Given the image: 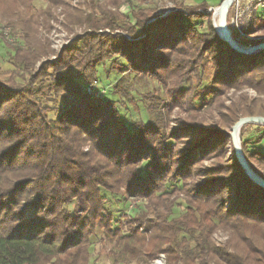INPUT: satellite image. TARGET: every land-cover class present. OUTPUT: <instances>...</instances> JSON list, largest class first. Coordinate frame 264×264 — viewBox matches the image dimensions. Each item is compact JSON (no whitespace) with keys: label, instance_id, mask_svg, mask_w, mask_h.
I'll list each match as a JSON object with an SVG mask.
<instances>
[{"label":"trees","instance_id":"obj_1","mask_svg":"<svg viewBox=\"0 0 264 264\" xmlns=\"http://www.w3.org/2000/svg\"><path fill=\"white\" fill-rule=\"evenodd\" d=\"M152 1L88 0V10L71 20L86 29L36 68L42 55L33 40L36 19L26 13L30 6L16 16L22 0H0L15 42L0 38L24 82L11 85L0 72V264H89L99 233L118 248L114 264L121 257L151 264L160 253L168 264H254L218 245L213 233L228 229L259 254L253 241L264 240V187L240 164L229 132L183 118L180 127L168 126L176 107L196 112L200 101L217 100L225 90L251 87L263 94L264 49L246 54L231 47L210 13L197 11L209 8L206 3L173 0L184 10L161 16ZM258 19L248 31L264 30V18ZM206 63L213 79L204 85ZM100 68L107 79L118 76L107 97L97 98L84 87L101 80ZM147 79L160 90L136 97V82ZM245 100L244 116H264V104ZM256 128L250 141L241 132V148L264 178V152L249 150L264 138V126ZM228 146V163L204 164ZM171 182L182 188L169 191ZM106 194L143 199L146 209L126 215L124 231ZM181 197L186 209L174 217Z\"/></svg>","mask_w":264,"mask_h":264},{"label":"rangeland","instance_id":"obj_2","mask_svg":"<svg viewBox=\"0 0 264 264\" xmlns=\"http://www.w3.org/2000/svg\"><path fill=\"white\" fill-rule=\"evenodd\" d=\"M29 5H25V1L22 0L23 5L18 7L16 11V16H21L24 9H27V6H30V9L26 11V13L30 14L31 17H34L35 26L37 27V34L35 33L34 41L36 43L37 50L41 51L42 55L39 61L36 63L35 67H39L45 61H52L57 56L60 55L63 47L68 44L73 36L77 33L83 32L86 27L81 24L71 23V20L76 13L83 12L85 13L89 6L88 0H26ZM102 1V0H100ZM187 3V0H181ZM264 2V0H263ZM56 3V4H54ZM156 8V14L164 16L170 13L171 11L176 10H184V8H179L178 3L173 0H154L151 2ZM188 4V3H187ZM258 0H255L254 5L257 6L254 14L252 16V20L248 24L250 27L256 18L261 20L264 18V3L258 4ZM152 5V6H153ZM210 8H198L197 11L200 13H210L211 21L213 25L216 27V20L214 17V11H210ZM79 9V10H77ZM127 6L124 4L121 6V11L124 13L127 11ZM170 10V11H169ZM232 15V13H231ZM13 18V17H12ZM231 16L229 13L228 21ZM7 19H10L8 16H4L0 14V24H4L9 27L7 23ZM206 20L198 21V26L202 30H206ZM257 22V23H258ZM10 28V27H9ZM247 32L251 35L252 39H259L264 37V30L260 29L255 32H251V30ZM6 41L9 43H14L15 39L11 35V31L8 36H4ZM4 40V38H0V72L2 73L3 81L9 82V84H14L19 86L20 84H24L23 79L16 74V71L19 70V65L15 62H10L9 52L11 51L10 45ZM264 49V48H263ZM260 51V50H259ZM258 52V51H257ZM256 53V52H255ZM207 65V72L205 77H207L206 81L202 84H207L213 79V69L210 65ZM127 72H130L128 70ZM99 75L101 80H93L87 84L92 82H97V86L99 90L103 91V97H107V95L111 91L112 81L118 76L117 73L112 74V77L107 79L105 77V71L100 68ZM106 78V79H105ZM113 78V80H112ZM208 81V82H207ZM86 84V85H87ZM85 85V87H86ZM84 87V90H85ZM160 84L152 79L147 80H139L136 82V92L135 95L138 98H141L144 94H157V91L160 90ZM164 97L166 96V91L161 93ZM155 96L153 97L154 101ZM257 100L258 105L264 104V93L261 94L254 88L251 87H243L242 89H234L231 88L229 90H225L223 94L215 100L211 96L206 98L207 104H202L200 99H197L196 102L199 101V108L195 112L193 108L188 106L185 107H176L172 113L171 119L169 121L168 131L172 129L180 127L179 119L183 118L186 121H194L195 123L201 124L202 126L208 129H220L222 131L229 132L231 135V128L237 122L236 118L245 117L243 109L246 107V100ZM249 99V100H248ZM201 105V106H200ZM241 108V112L239 114L234 113L231 109L233 107ZM193 110V111H191ZM144 116L148 120L153 119V112L146 111ZM237 115V116H236ZM258 123H246L243 125V128L240 130V142H241V132H244L245 139L253 140L254 137L259 133L258 128H256ZM262 125V124H260ZM264 126V125H262ZM232 139V138H231ZM249 140V141H250ZM235 149V148H234ZM249 150H259L264 152V138L262 142L258 145L250 144ZM232 158L231 147L228 146L226 152L223 153V156H219L218 158H210L204 162L205 165H217L221 163H228ZM257 158V157H256ZM257 162V161H255ZM207 167V166H205ZM256 172V171H255ZM257 173V172H256ZM216 176H214L215 178ZM202 180H207V177L202 178ZM189 181L188 183H190ZM175 187L179 189L182 188L181 182H171L168 183L169 191H172ZM183 196V194H181ZM108 207L117 214V225L122 227L125 231V220L126 215H135L140 210L146 209V201L143 199H137L136 197H128L126 195H118V196H110L106 194ZM186 202L183 197L179 198L175 207H174V217H178L181 215L186 209ZM258 233V232H257ZM259 234L262 235V231ZM214 241L221 246H228L230 251H240L244 257L248 258L250 261L254 260V264H264L262 255L264 251V240L254 237L253 243H255L258 250L251 246L252 242H246L239 237L232 235L230 230L224 229L222 227H218L213 233ZM118 248L114 247L113 243H110L109 240L105 239L98 234L96 238L92 240L90 247V261L89 264H114L115 257L113 253H117ZM261 252V254H260ZM121 257V255H119ZM121 257L119 264H128L127 260ZM260 258V261H259ZM130 264H146V262H139L138 259L133 260ZM150 264V263H149ZM151 264H168L166 255L164 253H160L156 256Z\"/></svg>","mask_w":264,"mask_h":264},{"label":"water","instance_id":"obj_3","mask_svg":"<svg viewBox=\"0 0 264 264\" xmlns=\"http://www.w3.org/2000/svg\"><path fill=\"white\" fill-rule=\"evenodd\" d=\"M232 0H224L219 6L220 18H219V28L216 26V29L223 38L231 47L236 49L239 52L246 54H253L264 48V41L258 44H252V41L246 45L245 41H238L234 36H232L229 26H228V16L231 7ZM246 123H258L264 125V116L261 115H252L241 117L231 128V137L232 142L235 148L236 156L245 169L249 177L259 185L264 187V178H262L258 173H256L253 168L250 166L249 162L245 158L240 142V130Z\"/></svg>","mask_w":264,"mask_h":264},{"label":"built area","instance_id":"obj_4","mask_svg":"<svg viewBox=\"0 0 264 264\" xmlns=\"http://www.w3.org/2000/svg\"><path fill=\"white\" fill-rule=\"evenodd\" d=\"M255 0H232L230 7V20L228 21V26L232 36L238 41H252L251 35L247 32L248 24L252 20L257 6L254 5ZM264 3L263 0H258V4ZM257 4V5H258ZM220 6V5H219ZM219 6L211 7L210 11H214L215 20L220 18ZM170 11V10H169ZM232 13V15H231ZM218 14V16H217ZM10 28L4 24H0V33L8 36ZM85 91L91 96L102 98L104 95L102 90L98 89L97 82H92L87 84Z\"/></svg>","mask_w":264,"mask_h":264},{"label":"crops","instance_id":"obj_5","mask_svg":"<svg viewBox=\"0 0 264 264\" xmlns=\"http://www.w3.org/2000/svg\"><path fill=\"white\" fill-rule=\"evenodd\" d=\"M224 0H187L188 5L196 6L201 3H206L209 7H215L222 4Z\"/></svg>","mask_w":264,"mask_h":264},{"label":"bare ground","instance_id":"obj_6","mask_svg":"<svg viewBox=\"0 0 264 264\" xmlns=\"http://www.w3.org/2000/svg\"><path fill=\"white\" fill-rule=\"evenodd\" d=\"M217 16H218V14H217ZM216 25L219 28V19H216Z\"/></svg>","mask_w":264,"mask_h":264}]
</instances>
